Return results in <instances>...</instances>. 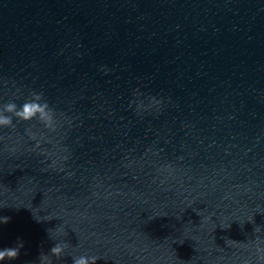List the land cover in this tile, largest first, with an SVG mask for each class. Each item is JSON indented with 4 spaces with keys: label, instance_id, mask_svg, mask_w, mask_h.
Returning a JSON list of instances; mask_svg holds the SVG:
<instances>
[{
    "label": "water",
    "instance_id": "95a60500",
    "mask_svg": "<svg viewBox=\"0 0 264 264\" xmlns=\"http://www.w3.org/2000/svg\"><path fill=\"white\" fill-rule=\"evenodd\" d=\"M33 92L55 130L0 128V264L57 226L96 264H264V0H0V107Z\"/></svg>",
    "mask_w": 264,
    "mask_h": 264
},
{
    "label": "clouds",
    "instance_id": "9594fccd",
    "mask_svg": "<svg viewBox=\"0 0 264 264\" xmlns=\"http://www.w3.org/2000/svg\"><path fill=\"white\" fill-rule=\"evenodd\" d=\"M6 113L8 115H6ZM13 117L19 121L39 119L46 127L55 130L54 112L49 107V104L44 101L42 93L33 92L31 94V99L26 100L19 107L12 101L0 107V128H14L15 125L13 123ZM10 219L11 218L7 216H0V224H7ZM35 219L37 218L35 217ZM51 219L53 218L37 220L47 221ZM48 233L49 238L56 242L49 249L48 253L41 252L39 264H54L53 258H55L56 261H59L66 256L71 257V264H96L97 260L101 258L95 255L87 254L74 255L72 252L68 251L71 246L65 240L60 239L66 235L63 226H57L55 229H49ZM23 247V241L18 239L14 246L0 249V262L16 260Z\"/></svg>",
    "mask_w": 264,
    "mask_h": 264
}]
</instances>
